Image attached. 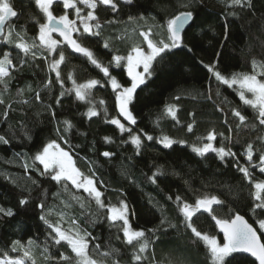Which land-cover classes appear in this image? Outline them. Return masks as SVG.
<instances>
[{"label": "trees", "instance_id": "obj_1", "mask_svg": "<svg viewBox=\"0 0 264 264\" xmlns=\"http://www.w3.org/2000/svg\"><path fill=\"white\" fill-rule=\"evenodd\" d=\"M187 3L189 0H131L120 4L114 14L99 7L98 22L105 29L97 37L88 35L82 40L100 64L109 68V73L117 74L122 66L112 64L113 56L129 50L120 32L130 16L134 18L130 22L145 23L153 30L159 27L162 32L169 19L182 11H193L194 19L183 32L182 44L166 50L162 58L157 57L152 75L136 89L129 105L136 123H125L130 132H121L110 123L116 109L107 87L95 86L83 101L78 100L74 92L66 91L74 87L68 79L69 73L77 84L103 77L101 68L91 64L83 54L64 50L66 60L60 66L64 80L61 86L55 80V73L48 70V61L39 57L32 60L14 44L0 41V54L9 52L13 64L17 65L10 69L12 78L7 88L0 85V98L4 100L0 104V136L8 141H0V207L12 209L14 213L10 217L0 214V257L5 252L10 257L22 256V252L12 251V242L19 240L27 246L32 240L31 251L36 264H65L59 260L60 254L70 257L74 254L64 242L54 244L49 236L51 228L40 219L44 215L55 223L63 213L62 227L67 228L70 220H76L80 228L97 238L90 243V254L94 258L103 259L99 253L117 250L111 254L114 260L105 258L106 264H113L112 261L119 264H211L205 249L182 222L184 217L175 200L177 195L189 204L205 194L215 195L224 202L213 206L215 216L230 219L239 212L257 228L259 235L264 232L255 223L264 219V213L259 209L253 211L257 202L252 183L237 167H249L254 181L264 180V173L254 166L264 153V139H258L264 137V125L259 124L258 113L241 103L236 92L218 81L208 67L215 62L216 70L226 77L253 71L252 63L249 70L245 68L253 51L264 49L260 41L264 31L259 34V29L264 30V0H252L251 9L233 7L227 0H193L191 7L186 8L183 5ZM12 4L17 16L9 21V26H14L15 32L26 33V39L31 42L39 30L37 21L44 20L43 14L34 0H12ZM105 41L109 43L108 48L103 46ZM21 59L26 63L20 65ZM257 61L264 62V50ZM118 75L123 78V72ZM20 89L23 93L18 91ZM62 91L64 96H60ZM37 93L40 99H36ZM93 105L99 115L89 118L86 113ZM167 105L175 106V119L166 114ZM232 109L247 118V126L236 127L239 120L232 115ZM65 120L73 125L66 132ZM189 124H193L191 132ZM212 130L217 133L213 145L231 149L235 157L221 160L214 152L200 156L193 151V145L202 146L207 142L205 137ZM132 135L141 138L139 150L131 142ZM147 136L153 139L148 140ZM164 136L177 143L165 147L160 142ZM105 137H110L111 142H106ZM53 140L70 153L75 167L82 173L94 174L106 204L117 205L120 200L128 204L130 224L134 229L144 230L149 239V247L141 254L143 259L139 263L132 259L134 248L124 242L123 233L110 227L106 219H99L106 214L94 199L85 191L74 189L70 181L56 182L49 175H41L43 167L32 158ZM249 143L253 144L252 161H248L245 154ZM104 152L112 155L105 157ZM25 164L29 167L25 168ZM33 164L36 166L32 167ZM154 174L155 183L151 179ZM23 198H27L25 205L19 202ZM40 204L44 208H40ZM162 219L167 221L163 225ZM168 222L176 227H169ZM193 223L201 232L219 234L208 213H197ZM157 228L159 231L155 234L148 231ZM118 235L120 239L116 238ZM261 241L264 243V236ZM94 244L100 245L99 253L92 251ZM173 251L181 252L180 262L169 260L168 254ZM233 255L236 259L227 257L225 264L228 261L257 264L244 254ZM25 264L32 262L26 259Z\"/></svg>", "mask_w": 264, "mask_h": 264}, {"label": "snow or ice", "instance_id": "obj_2", "mask_svg": "<svg viewBox=\"0 0 264 264\" xmlns=\"http://www.w3.org/2000/svg\"><path fill=\"white\" fill-rule=\"evenodd\" d=\"M98 2L103 5H110L113 11L117 10L116 0H34L35 5L39 8L40 12L43 14L45 22L38 23V33L35 38L29 42L26 39V33L15 32L14 26H9L8 21L12 17L17 16V12L13 10L10 0H0V37L3 38L4 42L7 44H14L16 48L20 49L26 56H29L32 60L42 58L48 61V70L55 73V80L60 83L61 86L64 84V80L61 77L60 66L66 60L65 53L63 50H59L58 58L53 57V53H57L61 45L66 44L75 53L83 54L88 58L91 64L101 68L104 76L109 77V82L111 84L112 90L116 93L115 99L118 107V111L124 120L130 122L131 124L136 123V118L134 117L129 105L134 99V93L136 89L145 83L148 76L152 75L153 62L157 60V57H161L162 53L170 48L179 47L182 44L181 31L184 26L188 24L190 20L194 19L193 11H182L173 18L166 22L167 28V42L164 40L154 41L151 39V29L147 31H141L139 35L143 37L146 41L148 51H145L143 47L139 45H133L126 57L115 55L113 56V61L116 66H119L122 61H127L128 75L131 77V85L128 87L123 86L118 82L116 77L111 76L109 73V68L100 64V62L95 58L93 52L84 47L77 38L73 37V33H80L83 38L84 34H89L91 36H99L101 34V24L98 22V17L95 14ZM126 2H131V0H126ZM193 0H189V3L184 4V7H191ZM56 3H62L65 10H74L75 19H70L68 11H65L63 15L59 17L53 14V5ZM231 6H240L241 8L251 9L252 0H227ZM83 5L88 11L85 14L84 8L78 6ZM236 13H232L235 15ZM35 19V17H33ZM130 21L133 17L128 18ZM79 21V25L77 23ZM95 22V23H93ZM7 28V31H6ZM53 33H59V36L63 39H56L53 37ZM225 39L228 37V28L225 25ZM104 47L108 48L109 43L105 41ZM219 55V53L217 54ZM11 54L7 51L0 54V85L7 88L9 80L12 78L10 69L17 68V65L13 64ZM51 57V59H49ZM162 58V57H161ZM26 63L25 60H20V65ZM251 73H232L231 76L226 77L221 72L216 70L215 62L209 65V70L213 72L214 76L218 81L227 85L229 88L233 86H238L237 92L240 100L245 104L257 111V119L260 125H264V62L257 61L255 58L252 60ZM143 71H138L141 68ZM68 79L72 80L73 88L67 89V92H74L78 100H87L92 88L100 84V81L95 79H90L83 84H77L76 80L73 78L72 74H68ZM52 81H49V85ZM23 93V89L18 90ZM250 93L251 98L246 94ZM65 92L62 91L60 96H64ZM36 99H40L39 93L36 94ZM179 99V97H177ZM4 103L3 98H0V104ZM57 104L60 103V99L57 98ZM103 104V101H100ZM106 112V110H105ZM166 114L170 115L173 119L176 118V108L174 105H167L165 108ZM7 116V112L4 113ZM55 113H53V116ZM86 115L91 118L99 115L96 110V106L93 105L88 109ZM232 115L238 118L239 123L236 125L237 128L241 126H247V118L237 109H232ZM110 123L116 125L121 132H130L131 129L127 128L120 119L113 118ZM227 123V120L225 121ZM64 131H68L73 125L70 121L65 120ZM188 131L191 132L193 124H189ZM60 129H57L59 133ZM231 131V129H230ZM146 135V134H145ZM223 136V133H219ZM217 133L215 130L209 131L208 135L205 137L206 143L202 146L193 145V151L204 156L206 153L214 152L221 160L226 157H235L231 149H226L224 146L215 147L212 143L216 139ZM63 139V137H61ZM106 142H111L110 137L104 138ZM148 140H152V136H147ZM258 139H264V137H258ZM0 141L8 143V141L0 136ZM131 142L136 145L137 150L141 146V138L139 135H132ZM165 147H171L177 141L164 136L160 141ZM65 143L67 141L65 140ZM179 143H185V141H179ZM245 154L248 161L253 160V144L249 143L246 147ZM105 157H110L112 154L109 152H104ZM34 161H38L40 165L43 166L41 170V175H49L50 178L56 182L70 181L77 189H83L88 193L89 197L95 200L96 205L99 209L105 210L106 215L100 217L99 219H106L109 222L110 227H115L119 232L123 233L124 242L128 245L133 246L134 255L132 259L134 261H141L143 259L142 253L146 251L149 247V239L142 229H134L129 221V206L124 200L119 201V206L106 204L102 199L103 192H101L94 180L93 175H85L78 168L75 167L72 156L68 151H65L60 145L55 141H50L43 146L42 150L39 151L32 158ZM35 167L36 165H31ZM260 171L264 173V153L259 156L258 165ZM25 168L29 165L25 164ZM238 171L243 174V177L252 183L253 197L257 203L254 205L253 211L256 209L261 210L264 213V180L254 181L249 167L239 166ZM152 182L155 183L157 176L154 174L151 178ZM74 199L79 200V197H74ZM168 199H172L171 196ZM178 204L179 211L184 217L182 221L186 229H190L193 234L195 241L202 242L207 253L210 257L211 264H225L227 257H231L233 260L236 257L233 254L237 253H248L252 257H255L259 261V264H264V243L261 242V236H264V232L258 235L257 228L253 227V224L249 223L244 216L236 212L230 219H222L215 216L214 205H222L224 202L220 200L215 195H203L196 199L195 205L189 204L184 201L179 195L175 197ZM21 205L27 203V198H23L20 201ZM84 205L81 204V207ZM40 208H44L43 204L39 205ZM203 211L211 215L216 225L220 228L223 233V243H221L216 236L209 235L206 232H201L198 230L193 223V217L197 213ZM0 214L5 216H13L12 209H5L0 207ZM49 228L51 232L49 236L54 241L55 245H61L64 242L67 247L71 249L74 257H70L64 253H61L59 260L65 262V264H105L103 259H96L90 254V243L97 239L92 237V234L85 229L80 228L76 220H70V225L67 228L62 227L64 221V214H59V219L53 223L49 221L46 216L42 215L40 217ZM167 221L162 219L161 225ZM169 223V227L175 228L176 226ZM259 225V229H264V219H259L255 221ZM149 232L155 234L159 231L157 229H149ZM120 239L118 235L116 237ZM33 241L29 240L27 246L21 241L16 240L12 242V251L22 252L23 255L20 257L12 258L7 252L0 257V264H25L26 259L31 260L32 264H36L35 258L31 251L33 246ZM100 245L94 244L92 251L99 253ZM117 251L112 249L111 252L99 253L102 257H107L112 254V252ZM47 252V249H45ZM49 259L50 257H45ZM52 259H55L54 257ZM113 264H119V261H114ZM231 264V261H228Z\"/></svg>", "mask_w": 264, "mask_h": 264}, {"label": "rangeland", "instance_id": "obj_3", "mask_svg": "<svg viewBox=\"0 0 264 264\" xmlns=\"http://www.w3.org/2000/svg\"><path fill=\"white\" fill-rule=\"evenodd\" d=\"M10 3L12 4V0H10ZM98 4H99V2H98ZM98 4H97V6H98ZM78 6H80V7H82V8H84V6L83 5H78ZM12 7H14L13 6V4H12ZM87 11H88V9L87 8H84V13L83 14H85L86 15V13H87ZM96 11H97V9L95 10V13H96ZM71 17H72V19H75L76 17H75V12H74V10H71ZM99 21V20H98ZM44 22H45V19H44ZM79 23V22H78ZM93 23H95V22H93ZM156 28V27H155ZM164 31H162L161 32V29L159 28V27H157L156 29H154L153 30V28L152 27H150L149 25L147 26V25H145V23H143V24H138V23H136V22H130V21H127L125 24H123V26H122V28H121V32H120V34H123V37L126 39V43H127V45H128V47H129V50H128V52L126 53V54H116V55H120V56H123V57H126L127 55H128V53H129V51L131 50V48H132V46L133 45H139L140 47H143L144 49H145V51H148V49H147V44H146V41H144L143 40V37H141L140 35H139V33L141 32V31H147L148 29H151V33H152V35H151V39H153L154 41H160V40H164L165 42H167V28H166V24L164 25ZM103 29H105V26H101V33L103 32ZM124 30H125V32H124ZM6 31H7V28H6ZM259 34L260 33H262L264 30H262V29H259ZM154 33L156 34L155 36L156 37H154ZM80 34V33H79ZM81 35V34H80ZM260 40V39H259ZM2 41H4L3 40V38H2ZM260 41H262V44L264 45V38L263 39H261ZM103 46H104V44H103ZM264 49L262 48V50L261 51H256V50H254L253 51V54H252V56H251V58H250V61H249V63H248V65L246 66V70L248 69H250L251 68V65H250V63H251V59H253V58H255L256 60H259L261 57H262V51H263ZM86 57V56H85ZM87 58V57H86ZM112 64H115L114 62H112ZM121 66H123L124 67V70H125V73L128 75V70H127V61L126 60H124V61H122L121 62V64H120ZM116 66V65H115ZM138 71H143V69H142V67L141 68H139V69H137ZM244 73H251V72H244ZM104 76V75H103ZM128 77L131 79V77L128 75ZM149 77V76H148ZM147 77V78H148ZM107 79H108V77H106ZM146 78V79H147ZM258 78H264V77H258ZM86 82V81H85ZM83 84V83H82ZM108 84L110 85V87H111V84H110V82H109V79H108ZM131 84H130V82H129V84H128V86H130ZM128 86H125V87H128ZM112 88V87H111ZM237 88H238V86H233V87H231V89H233L235 92H236V94H237V96L239 97V95H238V92H237ZM93 90V88L91 89V91ZM90 91V92H91ZM114 92V91H113ZM249 98H251V94L250 93H247L246 94ZM115 96H116V94H115ZM239 100H240V98H239ZM240 102L241 103H243L241 100H240ZM244 104V103H243ZM114 105H115V117L114 118H117V119H120L121 120V122L123 123L124 122V124L125 123H127L128 121H126V120H124L123 119V117H121L120 116V114H119V111H118V107H117V103H116V99H115V97H114ZM245 105V104H244ZM246 106H248V105H246ZM250 107V106H249ZM251 108V107H250ZM254 112H256L257 113V111L256 110H254L253 108H251ZM97 110V109H96ZM126 126V125H125ZM61 147V146H60ZM62 148V147H61ZM66 151V150H65ZM36 162H38V161H36ZM39 163V162H38ZM258 163H259V161L256 163V165H258ZM42 166V165H41ZM43 167V166H42ZM259 168V167H258ZM73 187H74V189H77L74 185H73ZM77 190H83V189H77ZM84 191V190H83ZM87 193V192H86ZM88 194V193H87ZM92 198V197H91ZM93 199V198H92ZM192 205H195V203L194 204H192ZM117 206H119V203L117 204ZM105 214H106V211H105ZM129 221H130V219H129ZM259 226V225H258ZM261 230H264V229H261ZM209 234V233H208ZM209 235H212V234H209ZM214 236H216L217 237V239L221 242V243H223V235H221V234H218V233H215L214 234ZM200 244L202 245V247L205 249V251H206V254L208 255V253H207V249L205 248V246L203 245V243L202 242H200ZM90 249H91V247H90ZM180 253L181 252H178V251H173V252H171L170 254H168V258H169V260L170 261H174V262H176V260H178L179 262H180V257H181V255H180ZM12 258H16V257H12ZM105 258H109V259H113L114 260V257H112L111 255H109V256H107V257H104L103 258V260H105ZM208 258H209V261L211 262V260H210V257H209V255H208ZM183 259V258H182ZM182 261V260H181ZM112 262H114V261H112ZM169 262V261H168ZM137 263H139V262H137ZM141 263V262H140ZM106 264V263H105ZM141 264H147V263H141ZM152 264H155V263H153L152 262ZM156 264H159V263H156ZM168 264H172V263H168Z\"/></svg>", "mask_w": 264, "mask_h": 264}, {"label": "flooded vegetation", "instance_id": "obj_4", "mask_svg": "<svg viewBox=\"0 0 264 264\" xmlns=\"http://www.w3.org/2000/svg\"><path fill=\"white\" fill-rule=\"evenodd\" d=\"M116 3H117V5H118V7H117V10H118V8L120 7V4H124V3H126V0H124L123 2H120L119 0H116ZM14 6V5H13ZM99 7H102V8H106V9H108V12L109 13H111V14H114L116 11H113L112 10V8H111V6L110 5H103V4H98V6H97V10H98V8ZM14 8V7H13ZM65 11H68V14H69V18L70 19H72V17H71V10H65L64 8H63V5H62V3H56V4H54L53 5V14L55 15V16H57V17H59L60 15H63L64 13H65ZM97 12V11H96ZM96 14V13H95ZM96 16H97V14H96ZM98 17V16H97ZM13 18V17H12ZM11 18V19H12ZM10 19V20H11ZM9 20V21H10ZM9 21H8V23H9ZM43 22H44V20H43ZM42 22V23H43ZM79 21H77V23H78ZM101 24V23H100ZM8 25H10V23L8 24ZM78 25H79V23H78ZM102 25V24H101ZM89 34H84L83 35V38H80L81 37V35L79 34V33H73V37L74 38H77L78 39V41L83 45L84 43H83V39L85 38V37H87ZM53 37L54 38H56V39H60V40H62V37H60L57 33H53ZM88 37H95V36H91V35H89ZM97 37V36H96ZM2 40V37H0V41ZM103 44H104V42H103ZM84 46V45H83ZM85 47V46H84ZM59 50H67V51H70V52H74V51H72L71 49H70V47H68L66 44H63V45H61V48L60 49H58V51H57V53H53V57H56V58H58V52H59ZM77 54H80V53H77ZM61 66H62V64H61ZM117 72H119V73H122L123 72V78H121L118 74L119 73H117V74H111L110 73V75L111 76H114V77H116V79L118 80V82L120 83V84H122L123 86H128V84H129V82H130V84H131V79L128 77V75L125 73V70H124V67L122 66L121 67V70H119V71H117ZM104 75V74H103ZM102 75V76H103ZM108 79H109V77H108ZM108 79L106 78V76H103L102 77V79H98V81H100V84H98V86H102V87H107L111 92H112V95H113V99H114V97H115V92H113V90H112V88L110 87V85L108 84ZM97 80V79H96Z\"/></svg>", "mask_w": 264, "mask_h": 264}, {"label": "water", "instance_id": "obj_5", "mask_svg": "<svg viewBox=\"0 0 264 264\" xmlns=\"http://www.w3.org/2000/svg\"><path fill=\"white\" fill-rule=\"evenodd\" d=\"M120 2H123L124 0H119ZM13 10L14 11H16L15 10V8H13ZM191 21L192 20H190L189 22H188V24H186L185 26H184V28H183V30L181 31V36L183 35V32L188 28V26L190 25V23H191ZM58 35H59V33H57ZM63 39V38H62ZM71 49V48H70ZM72 50V49H71ZM73 51V50H72ZM241 215V214H240ZM243 216V215H242ZM246 219V218H245ZM247 220V219H246ZM249 222V221H248ZM250 223V222H249ZM214 224H215V227H216V229L218 230V232H219V234H221V235H223V233L221 232V230H220V228L216 225V223H215V221H214ZM254 227V226H253ZM258 235H259V233H257ZM262 242V241H261ZM241 254H244V255H246V256H249L250 258H252L257 264H259V261L258 260H256V258L255 257H252L250 254H248V253H241Z\"/></svg>", "mask_w": 264, "mask_h": 264}, {"label": "bare ground", "instance_id": "obj_6", "mask_svg": "<svg viewBox=\"0 0 264 264\" xmlns=\"http://www.w3.org/2000/svg\"><path fill=\"white\" fill-rule=\"evenodd\" d=\"M11 19V18H10Z\"/></svg>", "mask_w": 264, "mask_h": 264}]
</instances>
